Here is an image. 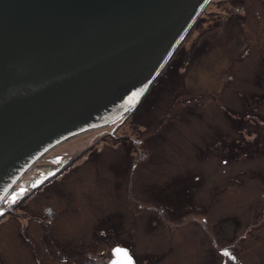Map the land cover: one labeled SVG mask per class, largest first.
Returning <instances> with one entry per match:
<instances>
[{"label":"rangeland","instance_id":"rangeland-1","mask_svg":"<svg viewBox=\"0 0 264 264\" xmlns=\"http://www.w3.org/2000/svg\"><path fill=\"white\" fill-rule=\"evenodd\" d=\"M115 244L136 264H264V0L208 3L130 116L48 152L0 206V264H104Z\"/></svg>","mask_w":264,"mask_h":264},{"label":"water","instance_id":"water-1","mask_svg":"<svg viewBox=\"0 0 264 264\" xmlns=\"http://www.w3.org/2000/svg\"><path fill=\"white\" fill-rule=\"evenodd\" d=\"M212 1L0 0V206L48 152L130 116Z\"/></svg>","mask_w":264,"mask_h":264},{"label":"flooded vegetation","instance_id":"flooded-vegetation-1","mask_svg":"<svg viewBox=\"0 0 264 264\" xmlns=\"http://www.w3.org/2000/svg\"><path fill=\"white\" fill-rule=\"evenodd\" d=\"M39 185V186H38ZM36 187L37 188H39V189H42V188H45L47 185H49V184H46V186L45 187H40V184H38ZM34 189V188H33ZM115 248H123V249H126L125 247H122V246H119V245H113V246H111L110 247V250H109V255L107 256H105L104 257V264H110L111 263V261H113L114 259H117V256L115 255V253H114V249ZM129 252V251H128ZM129 254H130V252H129ZM130 256H131V254H130ZM132 257V256H131ZM133 258V257H132ZM134 260V259H133ZM134 262H135V260H134ZM135 264H136V262H135Z\"/></svg>","mask_w":264,"mask_h":264},{"label":"trees","instance_id":"trees-1","mask_svg":"<svg viewBox=\"0 0 264 264\" xmlns=\"http://www.w3.org/2000/svg\"><path fill=\"white\" fill-rule=\"evenodd\" d=\"M149 89H150V88H149ZM148 91H149V90H148ZM139 105H140V104H139ZM124 119H125V118H124ZM124 119H122V120H124ZM122 120H120V121H122ZM116 124H117V123H116ZM48 181H49V178H48V179L46 178L45 182L48 183ZM46 183H44V184H40V187H41V186H42V187H45V186H46ZM38 186H39V185H38ZM38 186H37V187H38ZM37 187H35V188H34L33 190H31L30 192H27V193H28L27 195H30L31 193H32V194H35V191L40 190V189L37 188ZM10 194H11V193H10ZM10 194H9V195H10ZM9 195H8V196H9ZM5 200H6V199H5ZM5 200H4V202H5ZM4 202H3V203H4ZM3 203H2V204H3Z\"/></svg>","mask_w":264,"mask_h":264},{"label":"snow or ice","instance_id":"snow-or-ice-1","mask_svg":"<svg viewBox=\"0 0 264 264\" xmlns=\"http://www.w3.org/2000/svg\"><path fill=\"white\" fill-rule=\"evenodd\" d=\"M123 250H120V249H117V252L119 253V252H122ZM124 255L125 256H127V254L126 253H124ZM127 264H132V262H131V259L130 258H128L127 259Z\"/></svg>","mask_w":264,"mask_h":264},{"label":"bare ground","instance_id":"bare-ground-1","mask_svg":"<svg viewBox=\"0 0 264 264\" xmlns=\"http://www.w3.org/2000/svg\"><path fill=\"white\" fill-rule=\"evenodd\" d=\"M93 131V130H92ZM84 134V133H83ZM81 135V134H80ZM79 136V135H78ZM74 138V137H73ZM72 139V138H71ZM70 140V139H69Z\"/></svg>","mask_w":264,"mask_h":264}]
</instances>
